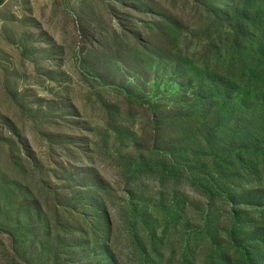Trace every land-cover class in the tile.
<instances>
[{"label":"rangeland","instance_id":"1","mask_svg":"<svg viewBox=\"0 0 264 264\" xmlns=\"http://www.w3.org/2000/svg\"><path fill=\"white\" fill-rule=\"evenodd\" d=\"M257 48L264 0H0V264L263 256Z\"/></svg>","mask_w":264,"mask_h":264},{"label":"trees","instance_id":"2","mask_svg":"<svg viewBox=\"0 0 264 264\" xmlns=\"http://www.w3.org/2000/svg\"><path fill=\"white\" fill-rule=\"evenodd\" d=\"M249 18H250V13H247L246 15L244 14L242 19H249ZM251 60L252 61L249 63L250 65L248 66V68H250V70H251L250 71L251 75H254V73L258 69L261 71L264 70V65L260 66L264 62V51L262 52V51H260L259 48H257L255 51L252 52ZM256 113L258 115V113H260V112H256ZM242 117H243V114L239 113L238 119H241ZM254 121H256L255 118H254ZM260 124L262 125V127H264V125L262 123H260ZM242 259H243V263L247 262V264H264V255L263 256L258 255V256H252V257L242 255Z\"/></svg>","mask_w":264,"mask_h":264}]
</instances>
